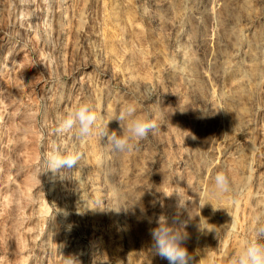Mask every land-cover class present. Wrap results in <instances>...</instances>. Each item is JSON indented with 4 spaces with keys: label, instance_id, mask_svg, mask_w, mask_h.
I'll return each mask as SVG.
<instances>
[{
    "label": "rangeland",
    "instance_id": "obj_1",
    "mask_svg": "<svg viewBox=\"0 0 264 264\" xmlns=\"http://www.w3.org/2000/svg\"><path fill=\"white\" fill-rule=\"evenodd\" d=\"M81 102L109 133L128 103L158 127L131 153L57 135ZM53 143L83 151L72 172H44ZM161 216L193 264L264 222V0H0V264H169Z\"/></svg>",
    "mask_w": 264,
    "mask_h": 264
},
{
    "label": "clouds",
    "instance_id": "obj_2",
    "mask_svg": "<svg viewBox=\"0 0 264 264\" xmlns=\"http://www.w3.org/2000/svg\"><path fill=\"white\" fill-rule=\"evenodd\" d=\"M113 118L120 124V135L115 131L109 133L110 120L103 123L94 104L81 102L59 118L55 132L57 135H74L80 141L94 136L107 137L108 144L114 151L131 153L140 141L147 139L158 127L156 119L140 114L134 103L124 105ZM83 158L84 153L78 148H62L53 143L44 155V172L50 171L54 175L70 173ZM212 191L218 196L234 193L232 181L226 171L221 170L215 174ZM233 202L235 203V195ZM157 224V227L150 229L156 254L166 259L169 264H193V255L184 246V242L189 239L184 225L179 228L170 226L164 216L159 217ZM253 231L254 238L245 241L239 252L230 258L229 264H264V222L257 219ZM201 260L196 264H201ZM66 264L73 262L69 259ZM207 264H216L215 258L209 259Z\"/></svg>",
    "mask_w": 264,
    "mask_h": 264
},
{
    "label": "bare ground",
    "instance_id": "obj_3",
    "mask_svg": "<svg viewBox=\"0 0 264 264\" xmlns=\"http://www.w3.org/2000/svg\"><path fill=\"white\" fill-rule=\"evenodd\" d=\"M210 9H212V8H210ZM213 10V9H212ZM212 29V28H211ZM208 31H210V29L208 30ZM214 31V30H213ZM212 33H214V32H212ZM211 34V33H210ZM209 38H211L210 37V35H209V33L206 35V40H209Z\"/></svg>",
    "mask_w": 264,
    "mask_h": 264
}]
</instances>
